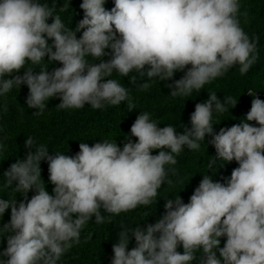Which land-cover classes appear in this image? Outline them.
Returning <instances> with one entry per match:
<instances>
[{
	"label": "clouds",
	"instance_id": "1",
	"mask_svg": "<svg viewBox=\"0 0 264 264\" xmlns=\"http://www.w3.org/2000/svg\"><path fill=\"white\" fill-rule=\"evenodd\" d=\"M105 3L83 0V19L72 30L54 14L55 4L0 0V94L26 84V104L38 110L35 115L57 95L61 109L86 104L100 109L105 103L127 101L131 111L136 107L129 90L115 79L102 82L113 71L122 77L135 72L129 80L133 85L138 77L168 81L184 72L165 86L172 89L171 96L187 97L233 66L246 74L258 58L259 37L250 39L241 27L239 0H114L111 10ZM66 10V5L60 7ZM45 56L62 66L52 72L39 67ZM106 56L111 58L105 61ZM86 57L100 62L90 63ZM28 64L32 66L22 76L14 75ZM139 86L147 90L150 84ZM247 92L253 99L246 119L218 133L213 111L224 113L226 105L234 108L238 101L226 97L222 103L211 92L206 101L196 103L191 128L179 135L173 125L158 127L143 112L130 128L136 142L126 137L122 149L115 140H103L91 146L81 142L75 156L49 155L45 145L28 137L25 147L35 151L3 173L5 186L18 182L14 190L23 200L17 204L16 199L0 198V217L11 209L10 221L0 225V238L7 236L0 264H57L93 216L95 223L105 222L101 209L119 215L152 204L158 189L172 183L165 165H175L185 147L198 151L206 136L215 149L210 171L217 161L234 160L238 167L224 183L203 175L188 203L179 194L174 200L166 198L165 213L154 224L122 226L111 264H191L197 252H202L201 264H264V100ZM156 149L158 154H151ZM42 160L48 163L54 195L41 179ZM30 190L36 193L31 199ZM129 234L136 241L130 251ZM220 237L227 238L222 248ZM180 246L183 253L177 250Z\"/></svg>",
	"mask_w": 264,
	"mask_h": 264
},
{
	"label": "trees",
	"instance_id": "2",
	"mask_svg": "<svg viewBox=\"0 0 264 264\" xmlns=\"http://www.w3.org/2000/svg\"><path fill=\"white\" fill-rule=\"evenodd\" d=\"M41 3H48L49 6L56 5L55 13L61 17L66 27L75 30L78 22L83 19L84 13L80 8L83 0H40ZM239 20L241 27L248 34L249 38L259 37L257 44V60L251 66L246 74L239 72V66H233L222 77H218L204 86L200 92L193 91L191 96L173 97L170 92L172 89L166 87V84L179 80L184 72H176L173 80L160 81L158 77L150 81L147 77H138L137 84L129 82V77H122L119 73L113 71L110 77L104 78L115 79L129 90L131 101L135 104V109L129 111L127 101L120 105H110L105 103L100 109H94L90 104H86L81 109H61L58 105L62 102L59 95L45 101L46 107L42 114H33L36 109L27 107L26 98L29 89L26 84L20 88L14 86L8 93L0 94V198L6 200L16 199L17 204L23 200V196L14 190L17 181H13L11 187L5 186L3 173L7 171L13 163L23 161L27 154L35 151V147L26 148L25 143L28 137L33 139L34 144H43L48 148L49 155H55V152L64 153L68 156H75L79 152L81 142L89 146L103 140L113 141L122 149L125 138H130L136 142L135 137L131 136L130 128L140 113L148 112L150 118L158 123V127L173 125L177 134H183L185 128L190 129V114L194 112L196 103H201L209 98V93L215 92L218 99L223 103L224 98L232 97L236 99L237 105L228 108L224 113L213 111L212 122L214 131L219 132L220 128L231 127L240 124L246 119V114L250 111L253 97L248 95L247 91H252L264 100V0H239ZM67 6L66 11H60L61 6ZM105 8L111 10L114 7V0H106ZM48 23H52L49 18ZM81 29L76 33L79 39L83 31ZM53 40L49 39L51 45ZM54 50V49H53ZM110 52V50H107ZM111 56L103 59L109 60ZM90 63L97 64L99 60H93L86 57ZM28 64L14 75H23ZM47 71L52 72L54 68L61 67L59 62L41 61L39 67H46ZM39 67L34 69L35 73L39 72ZM189 68L191 65L188 66ZM147 70V66L145 71ZM187 69H185L186 71ZM12 76H6L5 79H11ZM148 82L150 87L147 90L140 89V83ZM253 126H259L255 121L249 122ZM211 136H206L205 141L200 142V149L192 151L186 147L176 157L175 165H165L168 170L167 181L158 189V195L153 203L148 206H138L135 210L119 215L109 214L101 209L105 222L95 223L93 216L83 227L78 241H73L71 247L60 258L57 264H111L114 256L112 246L119 242V234L123 228L131 229L137 224L141 228H146L148 224H154L165 213V199H175L180 195L184 203L189 202L190 196L194 189L199 185L202 176L209 174L213 181L225 182V178L230 177L234 168L238 167L234 160L230 163L217 161L213 168H208L212 157L215 156L214 147L208 143ZM170 151L169 149H165ZM160 150H152L153 155H157ZM41 179L45 184L46 191L54 195V185L49 181L48 163L42 160ZM174 169V171H173ZM35 190L27 193L29 199L35 195ZM11 209H7L0 217V225L10 221ZM76 218L75 216L73 217ZM109 219L111 223H109ZM130 235L128 250L136 246L134 236ZM159 234H157L158 236ZM219 247H224L226 237H220ZM7 247V236L0 238V251ZM183 253L182 246L177 249ZM219 258V249L214 248ZM202 252L196 253V259L191 264H201ZM7 260V257H3Z\"/></svg>",
	"mask_w": 264,
	"mask_h": 264
}]
</instances>
